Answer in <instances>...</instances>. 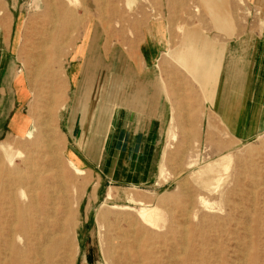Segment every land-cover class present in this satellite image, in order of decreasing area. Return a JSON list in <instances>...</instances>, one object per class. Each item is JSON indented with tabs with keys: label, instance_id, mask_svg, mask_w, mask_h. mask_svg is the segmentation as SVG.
<instances>
[{
	"label": "rangeland",
	"instance_id": "374dc122",
	"mask_svg": "<svg viewBox=\"0 0 264 264\" xmlns=\"http://www.w3.org/2000/svg\"><path fill=\"white\" fill-rule=\"evenodd\" d=\"M155 22L163 24L173 54L185 47L190 29L206 35L221 49L219 74L201 77L173 57L176 66L195 73L184 74L183 81L196 90L181 87L182 98L171 102L168 141L155 180L116 184L99 168L77 166L67 156L74 140L65 127L74 90L70 72L84 61L79 84L91 83L95 78L87 72L121 65L111 61L116 51L132 61L143 30ZM247 31L264 33V0H0V56L5 52L1 40L8 41L0 83L6 72L11 85L0 92L5 106L11 97H22L21 109L6 118L20 111L18 134L6 128L7 106L0 114V142L19 152L10 161L0 152V181L22 176L25 189H35L38 199L36 210L21 214L16 189L15 201L0 215V264H74L87 242L93 243L97 264H264V130L239 138L218 116L230 101L225 88L239 82L222 79L228 47ZM244 69L239 68L241 78ZM17 84L23 85L21 97ZM204 85L212 96L221 85L210 110L202 97L198 101L197 89ZM79 91L77 85V99ZM191 93L195 97L189 99ZM94 105L80 107L81 119ZM223 155L231 159L215 189L197 181L200 167ZM71 164L83 173H75ZM128 197L156 206L155 224L142 223L139 205Z\"/></svg>",
	"mask_w": 264,
	"mask_h": 264
},
{
	"label": "crops",
	"instance_id": "0c3cea01",
	"mask_svg": "<svg viewBox=\"0 0 264 264\" xmlns=\"http://www.w3.org/2000/svg\"><path fill=\"white\" fill-rule=\"evenodd\" d=\"M162 25L155 22L143 30V39L132 61H127V56L118 50L116 56L112 54L114 58L111 61L118 60L121 65L98 67L87 72L95 78L94 82L84 79L79 84L84 61L79 67L73 65L70 72L74 90L65 127L67 134L74 140L67 156L77 166L99 168L107 179L116 184L142 185L155 180L158 162L168 141V124L173 116L171 102L174 97L182 98L181 87H186V92L189 91L187 85L196 90L194 84L183 81L184 74L190 72L181 65H175L172 56L175 48L171 47L169 35L164 36L163 29H160L164 27ZM236 40L233 41L234 45L228 47L231 59L229 57L224 66L233 63L235 67L245 68L247 72L242 78L240 75L236 87H231V90L225 88L230 101L226 103L228 108L219 111L218 116L230 124L229 131L244 138L248 133L254 136L264 130V33L249 34L247 31ZM6 41L4 38L1 40V43L5 42L4 56H0L3 61L7 59ZM252 71L256 77L249 78ZM5 75L6 72L3 76L5 81L1 80L0 83L1 90L11 86H8L9 73ZM247 80L251 83L248 84ZM20 85L21 97L24 89L22 84H17ZM77 85L80 88L78 99L75 93ZM204 87V90L197 89L201 93L198 101L202 97V105L210 110L215 105L217 92L212 96L210 86ZM244 90L248 92L245 95ZM0 96L2 114L5 109L4 95L0 92ZM194 97L191 93L189 99ZM21 98L11 97L6 104L7 110L5 113L3 111L6 128L11 133L18 134L15 130L16 122H21L22 116L17 110L8 122L6 118L14 112V108L21 109ZM86 103L95 105L81 119L80 107ZM231 107L237 110L232 111ZM206 114L202 115V121L207 120ZM208 114L213 120L214 114ZM231 124H235L234 128ZM94 249L93 243L87 242L82 256L74 264H97Z\"/></svg>",
	"mask_w": 264,
	"mask_h": 264
},
{
	"label": "bare ground",
	"instance_id": "6f19581e",
	"mask_svg": "<svg viewBox=\"0 0 264 264\" xmlns=\"http://www.w3.org/2000/svg\"><path fill=\"white\" fill-rule=\"evenodd\" d=\"M52 2V1H51ZM70 6V5H69ZM224 23V22H223ZM187 43L185 44V47L182 48V50L178 54H173V57H180L183 61H185L186 65L188 66L189 69H194L199 76H205L212 74L217 77L219 74V68H220V62H219V55L221 54V49L220 51H217L216 48L210 44L211 40H208L206 35H202L199 33V31L195 28H192L188 31L187 33ZM196 42L198 44L196 45ZM238 48V47H237ZM238 50V49H237ZM239 51V50H238ZM220 54H219V53ZM240 53V52H239ZM237 55V54H236ZM214 56V57H213ZM235 56V55H234ZM239 56V55H238ZM242 57V56H241ZM213 58V59H212ZM231 58V57H230ZM237 58V57H236ZM212 59V60H211ZM215 60V61H214ZM239 61V60H238ZM235 64V63H234ZM246 64V63H245ZM251 65V64H250ZM249 65V66H250ZM246 67V66H245ZM250 70V69H249ZM241 72H239V68L235 67L232 64H228L224 66V72H223V78L222 79H227V80H235L238 81L240 79ZM30 125H27L24 134L27 136L30 135L31 133V127ZM9 143L7 141L5 142H0V152L6 155L9 158V161L19 152L11 150L9 147ZM10 148V149H9ZM230 155H223L218 158L217 161L207 163L200 167V169L197 171V177H200L199 180L202 185L205 187H209L211 189H215V187H212L215 182H218L221 178V172L227 171L229 167V161H230ZM16 160V159H15ZM30 165V164H29ZM72 165V169L74 170L75 173L77 174H82L83 170L80 169L79 167L75 166L74 164ZM19 167V166H18ZM21 167V166H20ZM32 167V166H31ZM29 167V168H31ZM23 168V167H22ZM22 170V169H21ZM27 170V168H26ZM49 172V170H47ZM21 172V171H19ZM22 173V172H21ZM42 173V171L40 172ZM44 173V172H43ZM192 173V172H191ZM45 174V173H44ZM196 174V173H195ZM194 174V176H195ZM30 175V174H29ZM39 175V174H37ZM199 175V176H198ZM228 176V175H227ZM3 177V176H2ZM38 177V176H37ZM193 177V175H192ZM196 177V178H197ZM36 178V177H35ZM195 178V177H194ZM224 178V177H223ZM23 177L18 176L16 178H9L6 179L5 181H0V215H2L4 212H7L9 205L12 204L15 201V190L19 189V195L22 198V207H21V214H27V212H31V210H36L37 209V201L36 199V192L34 190L30 189H25L24 183H23ZM193 179V178H192ZM227 179V178H226ZM1 180V179H0ZM36 181V180H33ZM39 181V180H38ZM226 181V180H225ZM196 182V181H195ZM222 182V181H220ZM224 182V181H223ZM222 182V183H223ZM39 183V182H38ZM219 183V182H218ZM36 184V183H33ZM216 184V183H215ZM214 184V185H215ZM37 185V184H36ZM219 187V184H217ZM26 186V185H25ZM32 186V185H31ZM33 187V186H32ZM50 187V185H49ZM52 187V186H51ZM27 188V187H26ZM29 188V187H28ZM38 188V187H37ZM217 188V187H216ZM222 188V187H221ZM220 188V189H221ZM41 189V187H40ZM207 189V188H205ZM218 189V188H217ZM38 190V189H37ZM28 191V192H27ZM40 191V190H39ZM52 191V190H51ZM209 191V190H208ZM216 191V190H215ZM210 192V191H209ZM107 197H110L107 195ZM128 201L131 200L132 203H136L139 205V208L136 211L137 217L142 221V223H147V224H155L156 220L158 219V211L157 207L154 205H148L145 204L142 200L140 199H135L132 197H128ZM43 201V200H42ZM49 201V200H48ZM130 201V202H131ZM204 202V200L202 199ZM133 203V204H134ZM44 204V203H42ZM13 207V206H12ZM49 208V207H48ZM54 208V207H52ZM16 209V208H15ZM14 209V210H15ZM55 209V208H54ZM53 209V210H54ZM49 211V210H48ZM55 211V210H54ZM36 211H34L35 213ZM13 213V212H12ZM16 215V214H15ZM37 215V214H36ZM54 215V214H52ZM39 217V216H38ZM17 218V217H15ZM36 218V217H34ZM52 218V216H51ZM44 219V218H43ZM5 220V219H4ZM17 220V219H16ZM48 221V220H46ZM11 222V221H10ZM13 222V221H12ZM56 222V221H55ZM16 223V222H15ZM61 224V223H60ZM7 226V225H6ZM13 226V225H12ZM44 226V225H43ZM61 226V225H60ZM14 228V227H13ZM42 228V226H41ZM44 228V227H43ZM185 230V229H184ZM33 231V230H32ZM5 232V231H4ZM49 232V231H48ZM58 232V231H57ZM43 233V232H42ZM51 232H49V237ZM35 234V233H34ZM56 235V234H55ZM47 236V238H48ZM53 236V235H52ZM8 237V236H7ZM35 238V237H34ZM45 241V240H44ZM47 241V240H46ZM47 243V242H46ZM37 244V243H36ZM46 245V244H45ZM43 246V245H42ZM1 247V246H0ZM41 247V246H40ZM3 248V247H2ZM38 248V247H37ZM40 249V248H39ZM5 250V249H4ZM43 250V248H42ZM42 252V251H41ZM40 253V252H39ZM35 254V253H34ZM42 254V253H41ZM128 254V253H127ZM44 255V254H43ZM121 256V255H120ZM4 257V256H3ZM42 257V256H41ZM44 257V256H43ZM35 260V259H33ZM44 260V259H43ZM50 260V259H49ZM42 261V260H41ZM23 263V262H22ZM41 263V262H40Z\"/></svg>",
	"mask_w": 264,
	"mask_h": 264
}]
</instances>
